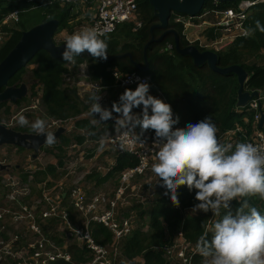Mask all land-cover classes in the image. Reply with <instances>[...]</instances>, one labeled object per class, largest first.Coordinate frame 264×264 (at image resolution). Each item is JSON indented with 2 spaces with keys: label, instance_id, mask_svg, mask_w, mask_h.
<instances>
[{
  "label": "trees",
  "instance_id": "trees-1",
  "mask_svg": "<svg viewBox=\"0 0 264 264\" xmlns=\"http://www.w3.org/2000/svg\"><path fill=\"white\" fill-rule=\"evenodd\" d=\"M50 0H0V25L7 15L18 9L19 6H44L48 9L44 14L43 21L52 18L60 20L59 32L69 29L72 33L73 26H68V20L71 13L70 3L52 2ZM240 0L234 2H215L209 0L200 15L204 13V9L211 7L212 12L224 11L229 7H236ZM138 9L149 8L151 17L144 24L142 14L140 18L142 25L135 29L133 23H126L127 31L123 36L116 35L117 30L106 36H102L108 44V57L114 56L112 60L105 61L93 58L87 52L74 58L75 69L83 62L89 63V71L91 78L101 81L104 85H111L115 82L113 70L118 69L122 72H138L151 76V88L158 90L163 97V101L170 104L174 118L179 117V128H184L188 123H196L206 116H210L216 127L220 131H227L235 127V123H244V114L237 110L238 107V89L239 82L236 74H220L212 71L207 65L197 66L193 59L187 55H181L175 48L173 35H168L161 42L152 43L147 50V57L150 63L149 69L141 71L136 63L145 64L144 47L151 39V26L158 22V18L153 12V7L149 0H137ZM175 14H172L168 28L177 31L180 44L185 47L190 44L196 45L200 50L209 49L202 46L199 41L191 43L185 35V26L182 22H177ZM183 15V14H181ZM187 15V14H186ZM199 15V16H200ZM196 21H199L197 17ZM259 21L264 25V3H258L249 9L247 18L243 22L245 30L253 29L250 35H237L231 43L224 49H212L218 55V65L220 67H228L230 65H240L248 73L244 90L258 91L264 90V64L261 52L264 50V33L256 29V22ZM8 28V36L5 43L0 47V62L8 55L22 36L24 30L29 28ZM2 28V26H0ZM33 27V26H32ZM223 26L214 25L207 28L204 33L208 40H216L221 37V29ZM118 29V28H117ZM163 30L154 28L153 34L158 37ZM55 34V35H56ZM123 38V42H122ZM55 39V38H54ZM61 43V42H60ZM172 44L171 50H166L168 44ZM131 52L132 60L129 56L123 55ZM121 55V56H118ZM117 56V57H116ZM31 67V97H37L41 94V105L43 113L46 117L52 119H69L81 116L89 110L92 99L91 95L81 96L74 87L65 84L64 76L69 71L68 62L61 57L53 58L47 51L41 49L28 65ZM27 69L23 67L9 81V85L19 86L22 83V72ZM26 99L22 98L16 102L19 105ZM3 114L11 115V107L9 102H0V122L3 121ZM91 117L79 118L75 125L77 128H86L89 131L94 129L90 122ZM252 118V114L249 115ZM18 131L32 132L31 129H25L16 126ZM138 134L140 129L137 128ZM91 133V132H90ZM154 135L153 131H147L142 138L149 139ZM217 136L219 134L217 133ZM75 140L82 144L86 140V136L79 134L75 136ZM245 136L238 134V141L243 142ZM61 144L70 143L71 138L67 135H60ZM66 141H68L66 143ZM19 149H24L19 147ZM57 148L62 149L60 145ZM137 158L129 154H120L117 157L115 166L104 176L102 181L109 180L112 175L118 176L126 167L133 166L137 163ZM58 166L63 162L60 160ZM36 181H42L51 176L53 178L59 175L57 165L49 164L44 169H40L34 173ZM26 176V175H25ZM26 179V178H25ZM195 189L191 192L187 186H180L177 189L180 207L172 204L170 196L165 194L159 195L149 206L143 208L139 206L140 217H147L148 229L142 227L135 228L129 235L125 236L120 244L122 261L121 264H128L136 257L142 256L143 264H174L169 262L165 257L164 247L172 242L174 234L178 230H182L185 236L193 243L203 236L208 240L211 239L212 231L206 230V224L210 217V211L199 212L195 215L185 214V208L193 207L196 203ZM249 203L264 215V201L259 197H253ZM240 206L239 201L233 200L230 204L231 210H235ZM227 211L221 209V215ZM53 235V234H52ZM93 236L96 240L102 241L101 244H107L111 241V232L101 224L93 225ZM101 237L103 240H101ZM54 238H57L54 235ZM74 262L80 263L86 260L88 249L80 247L77 243H73L69 247ZM204 258L197 253L194 258V264H204ZM55 264H72L63 260L57 261Z\"/></svg>",
  "mask_w": 264,
  "mask_h": 264
},
{
  "label": "built area",
  "instance_id": "built-area-1",
  "mask_svg": "<svg viewBox=\"0 0 264 264\" xmlns=\"http://www.w3.org/2000/svg\"><path fill=\"white\" fill-rule=\"evenodd\" d=\"M52 2L70 3L82 13L72 33L84 27H95L103 33L102 36H106L114 33L118 26L123 23H133L135 29L142 25L137 0L49 1V3ZM258 3H264V0H240L236 7L217 11L218 20L215 25L223 26L226 29L234 28L238 35H245L246 30L243 28V22L248 16L249 9ZM18 18V9L6 17L10 20H18ZM184 18L188 20L185 21ZM175 19L177 22H182L186 27L192 23L191 21H194L195 17L177 14ZM6 34L8 32L6 33L1 28L0 44L5 41ZM172 48L173 45L169 43L165 49L171 50ZM70 72L69 68V71L65 73V84L76 88L81 96L100 95L99 103L108 109L111 108L110 103L115 89H135L139 82L146 81L151 84L152 80L148 74L125 73L114 69L115 82L111 85H104L101 81L91 78L87 63L79 65L74 70L73 76L70 75ZM37 99L41 103V94H38ZM34 107H37V104ZM237 110L244 114V123L237 122L235 127L227 131L217 132L220 143L235 145V143L240 142L238 141V134L241 133L245 136L243 142L264 146V122L262 125L260 124L264 115V90L258 92V95L253 96L245 105L238 104ZM89 112L90 108L76 118L50 119L47 130L54 132L63 127L65 131L77 130L80 134L87 136V132L84 129H78L75 122L79 118L90 117ZM251 114L252 118H249ZM113 116L116 115L113 113ZM110 121L115 123L114 120ZM174 127L178 126L175 125ZM136 133L138 134L137 129ZM114 137L115 132L104 138L105 147L103 151H110L114 155V157L111 156L115 160L111 169L115 166L120 154L135 156L138 161L135 165L126 167L120 172L117 177V186L112 190L102 189L90 192L83 186L84 177L77 175L78 172H75L74 175L73 171H69L66 174L70 175L71 178L74 176L73 182H70L71 178L70 180H63L62 177L60 182H55V179L48 177L38 195L34 193L27 182L22 181L21 177L10 173L3 175L1 182L5 189V198L8 204L0 203V264H55L60 260L72 264H121L123 258L120 243L135 228V220L132 217L122 216V212L127 209L125 207L129 205L128 192L134 189L133 181L137 177L148 175L151 171L158 149L154 144V135L149 139L141 137L138 142H132L131 137H129L123 147H120L118 141L114 142ZM75 165H77L76 157L69 166L74 169ZM0 167L2 168V162H0ZM69 182L72 185L67 188ZM192 208H185V213L188 214V210ZM199 212L202 211L196 213ZM8 218L13 221L14 226L25 227V232L22 235L13 233L11 227L6 223ZM217 219L220 217L214 216L210 211V217L206 224L207 231H212ZM50 220L60 223L55 230L61 231L59 234L54 231L52 235L45 231L44 223ZM94 224H101L111 232L112 238L109 243L100 244L96 241L93 236ZM54 235L59 236L64 244H60ZM73 243L88 249L84 262H74L68 250L69 245ZM164 251L166 259L174 264H194L193 258L199 253L197 244L189 240L182 230H178L174 234L172 242L164 247Z\"/></svg>",
  "mask_w": 264,
  "mask_h": 264
},
{
  "label": "clouds",
  "instance_id": "clouds-1",
  "mask_svg": "<svg viewBox=\"0 0 264 264\" xmlns=\"http://www.w3.org/2000/svg\"><path fill=\"white\" fill-rule=\"evenodd\" d=\"M256 29L264 33V25L259 21ZM253 31L246 30L245 35ZM102 35L95 27H84L68 35L61 59L73 63L75 57L87 52L93 58L106 61L108 44ZM150 87L148 82L141 81L135 90L126 88L111 109L102 107L100 95H93L89 112L94 117L92 123L114 120V142L118 141L120 147L129 137L132 142H138L145 132H154L158 150L151 171L160 186L166 188L165 195L179 207L177 189L186 185L190 192L196 190L198 203L191 209L192 213L211 211L220 217L213 225L211 239L202 236L197 244L206 264H264V215L249 203L253 197L264 201V146L251 142L220 143L218 129L210 116L188 123L184 128L174 127L179 117L174 118L170 104L150 94ZM141 106L140 113L133 112ZM113 113L117 115L114 117ZM97 115L99 119L95 118ZM17 122L44 135L46 145L55 144V134L46 131L45 119L36 118L29 123L21 113ZM104 147L102 138L98 151H103ZM62 167L63 164L60 170ZM233 200L240 204L235 212L230 207ZM222 208L227 210L223 215Z\"/></svg>",
  "mask_w": 264,
  "mask_h": 264
},
{
  "label": "rangeland",
  "instance_id": "rangeland-1",
  "mask_svg": "<svg viewBox=\"0 0 264 264\" xmlns=\"http://www.w3.org/2000/svg\"><path fill=\"white\" fill-rule=\"evenodd\" d=\"M211 7H207L204 9V19H208L212 23L217 22L218 18L215 12H208ZM153 9V8H152ZM19 18L18 20H10V19H4L2 22V30H4L6 33L9 31L8 28H19V22L21 27L25 28H31L32 26H35L36 24L42 23L44 14H47L48 9L44 6L38 5V6H19ZM71 13L68 20V26L66 28H69L70 25L73 26V30H75L76 24L78 19H80L82 13L77 10L75 5L71 7ZM154 12V9H153ZM140 14H142L144 24H146V21L151 17L149 14V8L145 7L140 9ZM177 14H175L176 16ZM185 21L188 19L184 18ZM194 23L193 21H191ZM209 27V26H208ZM1 29V27H0ZM72 30V32H73ZM127 31V25L126 23L120 24L117 29L116 35H124ZM236 29H226L223 27L221 29V37L217 38L216 40H212V43L210 44L211 49H224L226 48L231 41L236 37ZM69 29H64L63 31L59 32L55 35V40L57 43H64L66 40V37L70 35ZM8 34H6L7 39ZM5 39V41H6ZM0 44V47L5 43ZM122 38V42H123ZM211 41V40H210ZM75 62L69 63L68 66L71 70L70 75L73 76V72L75 70ZM31 67H33V64L27 65V69L22 72V83H26L29 89V92L27 96H30L31 90H30V83H31ZM21 83V84H22ZM135 90V89H132ZM125 90L122 89H115L113 91V97L112 101L110 103V106H112L113 102H118L120 95ZM150 94L160 98L163 100V97L161 96V93L158 92V90H155L154 88L150 87ZM36 104V101H34L30 97H26L25 101H23L21 104L16 105V103H10L11 107V114H14V117L11 118L9 115L3 114V119L8 124L10 128L15 129L16 126L25 128V129H31L30 126H20L17 122V116L18 114H23L29 121V123L33 122L36 118H42L45 119L47 124L49 123L51 118H48L45 116L42 110V105L39 104L37 107H34ZM23 109V110H22ZM111 109V108H110ZM142 111V106L140 108H134V113H140ZM247 112H249L247 110ZM117 115L116 113H114ZM91 119L93 120L94 117L91 116ZM99 119L98 115L95 117ZM99 123V122H97ZM100 125L105 124V122L99 123ZM111 127H113V130L111 133L114 132V122H112ZM16 130V129H15ZM46 131H48L46 129ZM24 132V131H21ZM28 133H34L35 132H28ZM79 132H73V131H65V133H62V135H67L71 138L70 143L67 144H61L59 139H56L55 144L52 146H48L46 144H43L40 146V148L37 150V152L34 149H19L16 146L13 145H4L0 146V162L4 164H11L9 167V172L12 175H17L21 177L23 182H27L33 190H36L35 186L31 183L30 180H28V174H25L26 172H20L22 171L23 167H28L29 165H32L33 167L28 170H34L37 167L43 166L46 167L49 164H57L60 160L63 162V171L61 174H59L57 177H55V182H60L62 177L63 180H70V175L66 174L69 171H73L72 173L78 172L77 175L84 177L82 180L83 186L86 187V189L90 192H95L102 189H109L112 190L117 186V177L113 176L107 181H101L102 177L108 174L111 167L114 165L113 163L115 160L111 157L112 153L110 151H98L99 143L98 141L100 139H104L108 135H100L98 138H95V136L90 135V133H87L86 141L83 144H78L74 138L76 134ZM110 133V134H111ZM109 134V135H110ZM77 144V146H74ZM57 145L61 146V150L57 148ZM75 157L77 158V165L74 166V169L71 168L69 165L72 164ZM154 163V162H153ZM67 165V166H65ZM102 167V168H100ZM103 169V170H102ZM23 173V174H22ZM103 173V174H102ZM2 172L0 170V195L1 200L4 199V203H6L5 199V189L1 186L3 185L1 180L3 178ZM24 175H27L25 177ZM68 175V176H66ZM26 178V179H25ZM74 179H72L70 182H73ZM66 182V181H65ZM67 184V188L71 187V183ZM134 189L129 190L127 199L129 200V205L127 210L122 212V216L132 217L135 220V228L142 227L145 230L148 229V221L147 217L141 218L140 217V209L139 206H142L143 208H149V206L154 201V198L165 194L166 188L161 187L160 183H158L157 177L152 171H149L148 175L137 177L133 181ZM186 214V213H185ZM10 219L8 218V221ZM59 222L52 221L51 225L54 229L59 227ZM18 228H21L19 226ZM134 228V229H135ZM61 231L57 230L55 233L59 234ZM121 244V243H120ZM89 258V257H88ZM204 260V264H205ZM143 259L142 257H138V259L129 262L128 264H142Z\"/></svg>",
  "mask_w": 264,
  "mask_h": 264
},
{
  "label": "water",
  "instance_id": "water-1",
  "mask_svg": "<svg viewBox=\"0 0 264 264\" xmlns=\"http://www.w3.org/2000/svg\"><path fill=\"white\" fill-rule=\"evenodd\" d=\"M209 0H149L152 5L158 22L154 23L150 30L152 33L151 39L145 44L144 59L145 64L136 63V66L141 71L149 69L150 63L147 57V50L154 42H161L168 35H173L175 48L181 55L190 56L197 66L207 65L212 71L220 74L234 73L239 82L238 89V104L245 105L253 96L258 95L257 91L249 92L244 90V84L247 78V71L240 65L234 64L228 67H220L218 65V55L211 49L200 50L196 45L190 44L182 47L180 38L176 30L168 28L172 14H187L192 17H197L202 12L205 4ZM215 2H234L236 0H214ZM60 26V20L52 18L35 26L24 30L22 36L8 55L0 62V102L16 103L19 99L24 98L28 93V86L22 83L19 86L9 85L11 78L23 67H26L33 57L41 50L47 51L53 58L61 57L64 50V43H57L55 41V34ZM154 28L163 30V32L156 37L153 34ZM132 60L131 52H126ZM121 56V55H118ZM117 57V56H116ZM114 56L108 57L106 61L112 60ZM264 122V115L260 121L262 125ZM56 139L64 133V128L61 127L53 132ZM44 135L34 134L28 132H21L8 127L4 123H0V146L11 144L23 148L38 150L40 146L45 144Z\"/></svg>",
  "mask_w": 264,
  "mask_h": 264
},
{
  "label": "crops",
  "instance_id": "crops-1",
  "mask_svg": "<svg viewBox=\"0 0 264 264\" xmlns=\"http://www.w3.org/2000/svg\"><path fill=\"white\" fill-rule=\"evenodd\" d=\"M219 11V10H218ZM208 12H211V10H209ZM216 12L217 11H215V14H216ZM204 15H205V13H203L202 15H200V16H198V20L199 21H196V18L194 19V23H191L190 25H187L186 27H185V35H186V38L188 39V41H190L191 43H194L195 41H199L200 42V44L202 45V46H205V47H207V48H209L210 47V44L209 43H212L213 41L211 40H208V37L205 35V33H204V31L207 29V28H209V27H213L216 23H212L211 21H209L208 19H204L203 17H204ZM209 26V27H208ZM238 35V32L236 33V36ZM209 49H211V48H209ZM217 49V48H216ZM212 50V49H211ZM261 55H262V57H263V61H262V64H264V50L261 52ZM28 92H29V89H28ZM28 94V93H27ZM25 97H30V98H32L34 101H36V104L37 105H39V99H37V97H31V96H25ZM24 97V98H25ZM25 101V100H24ZM9 102V101H8ZM23 102V101H22ZM10 103L11 102H9V105H10ZM11 106V105H10ZM23 110V109H22ZM13 117L14 115L13 114H11L10 115V117ZM11 117V118H12ZM90 122L92 123V119L90 118ZM0 123H6L5 121H4V119H3V121L2 122H0ZM111 125H112V122L109 120V121H107V122H105V124H103V125H100L99 123H95V124H93L92 123V126H94V129L92 130V131H89L88 129H86V128H80V129H84L87 133H90V135H92V136H95V138H98L100 135H108L109 136V134L112 132V130H113V127H111ZM76 133L78 132L77 130L75 131ZM115 132V131H114ZM113 132V133H114ZM218 133L220 132V130H218L217 131ZM92 133H94V134H92ZM112 134V133H111ZM110 134V135H111ZM6 145H11V144H6ZM2 146H4V145H2ZM13 146H15V145H13ZM16 147H18V146H16ZM36 151V150H35ZM37 152V151H36ZM112 156L114 157V155L112 154ZM51 164H53V163H51ZM54 165H57V167H58V170H59V167L60 166H58V164H54ZM11 166V164L9 163V164H6L5 166H2V168H0V170H1V172H2V174L4 175V174H6V173H10L9 172V167ZM33 166L32 165H29L28 167H23V169H22V171H20V172H26L25 174H28V180H30L31 181V183L35 186V188H36V190H33L34 191V193H36V194H40L41 193V189H42V187H43V184H44V182H45V180H42V181H36V175H34V173L36 172V171H38V170H40V169H44L45 167H43V166H40V167H37L36 169H34V170H28V169H30V168H32ZM28 168V169H27ZM59 173H60V171H59ZM23 174V173H22ZM103 174V173H102ZM2 175V176H3ZM25 176V175H24ZM106 176V175H105ZM25 177H27V175L25 176ZM48 177H51V176H48ZM112 177H113V175H112ZM111 177V178H112ZM52 179H54L53 177H51ZM74 178V176H72V178L71 179H73ZM104 177H102V179H103ZM102 179H101V181H102ZM108 180V179H107ZM103 182H104V180H103ZM2 186V185H1ZM3 187V186H2ZM5 196V195H4ZM6 199V198H5ZM4 199H2L1 200V195H0V203L1 204H3V205H7L8 204V201H7V199H6V203H4ZM126 208H128L127 206L125 207V209ZM127 210V209H126ZM188 214H191V215H193L194 213H192V211H191V209L190 210H188ZM51 220L50 221H47L46 223H44V229H45V231L47 232V233H49V234H52V233H54V231L56 230V229H54L53 227H52V225H51ZM6 223L11 227V229H12V232L13 233H18V234H20V235H22L24 232H25V227H23V226H21V228H18V227H16V226H14V224H13V221L12 220H9V221H6ZM57 238H55L60 244H64V241L63 240H61L60 239V237L59 236H56ZM101 240H103V238L101 237ZM97 242L99 241V240H96ZM99 242H101L102 243V241H99ZM98 242V243H99ZM100 243V244H101ZM72 245V244H71ZM71 245H69V247L71 246ZM69 247H68V250H69Z\"/></svg>",
  "mask_w": 264,
  "mask_h": 264
},
{
  "label": "flooded vegetation",
  "instance_id": "flooded-vegetation-1",
  "mask_svg": "<svg viewBox=\"0 0 264 264\" xmlns=\"http://www.w3.org/2000/svg\"><path fill=\"white\" fill-rule=\"evenodd\" d=\"M186 16H190V15H186Z\"/></svg>",
  "mask_w": 264,
  "mask_h": 264
}]
</instances>
